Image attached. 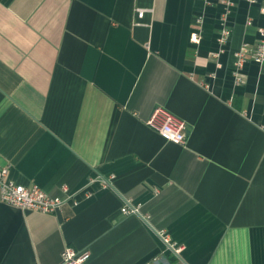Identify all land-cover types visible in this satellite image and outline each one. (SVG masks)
<instances>
[{
	"label": "crops",
	"instance_id": "0c3cea01",
	"mask_svg": "<svg viewBox=\"0 0 264 264\" xmlns=\"http://www.w3.org/2000/svg\"><path fill=\"white\" fill-rule=\"evenodd\" d=\"M260 28L248 0H0V164L71 196L0 200V264L68 245L87 264H264ZM156 107L184 143L146 123Z\"/></svg>",
	"mask_w": 264,
	"mask_h": 264
},
{
	"label": "built area",
	"instance_id": "2783aa9c",
	"mask_svg": "<svg viewBox=\"0 0 264 264\" xmlns=\"http://www.w3.org/2000/svg\"><path fill=\"white\" fill-rule=\"evenodd\" d=\"M250 3L259 2L260 10L264 13V0H248ZM144 14L143 8H136V16L141 18ZM229 30L223 29L220 40L228 37ZM196 39V34L192 35ZM236 66H240L243 60V47L235 54ZM253 59L257 62H264V28L259 29V39L253 48ZM146 123L159 132L166 139L176 143L186 141L185 122L163 107H156L152 111ZM9 166L0 164V200L9 204L17 205L23 209L40 210L44 212H55L61 205L70 200L66 197L52 195L37 185H27L15 182L8 176ZM122 213H136L138 207L127 202L120 208ZM165 241H168L164 237ZM174 247V246H173ZM177 247H174L176 249ZM89 252L87 250H76L72 246H66L62 251L58 264H87Z\"/></svg>",
	"mask_w": 264,
	"mask_h": 264
}]
</instances>
